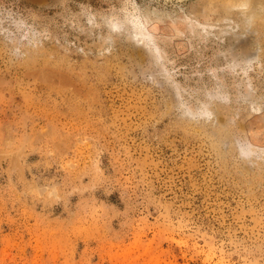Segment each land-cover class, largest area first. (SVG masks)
Segmentation results:
<instances>
[{"label": "rangeland", "instance_id": "1", "mask_svg": "<svg viewBox=\"0 0 264 264\" xmlns=\"http://www.w3.org/2000/svg\"><path fill=\"white\" fill-rule=\"evenodd\" d=\"M0 264H264V0H0Z\"/></svg>", "mask_w": 264, "mask_h": 264}, {"label": "bare ground", "instance_id": "2", "mask_svg": "<svg viewBox=\"0 0 264 264\" xmlns=\"http://www.w3.org/2000/svg\"><path fill=\"white\" fill-rule=\"evenodd\" d=\"M240 5V4H239ZM255 5V4H254ZM223 6V5H222ZM256 9V8H255ZM209 10V9H208ZM238 10V9H237ZM257 13V12H256ZM252 15V13H251ZM141 20V19H140ZM135 25H137V35H141L142 39H146L147 38V35H150L147 30L148 29H145L143 26L139 25V23H133ZM145 24V23H144ZM139 25V26H138ZM147 26V25H146ZM68 105V104H67ZM79 130V129H78ZM262 178V177H261Z\"/></svg>", "mask_w": 264, "mask_h": 264}]
</instances>
